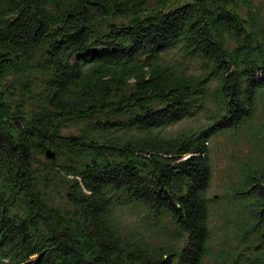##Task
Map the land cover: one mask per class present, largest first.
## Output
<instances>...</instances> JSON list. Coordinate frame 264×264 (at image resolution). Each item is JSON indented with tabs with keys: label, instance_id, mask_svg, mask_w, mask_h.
<instances>
[{
	"label": "trees",
	"instance_id": "16d2710c",
	"mask_svg": "<svg viewBox=\"0 0 264 264\" xmlns=\"http://www.w3.org/2000/svg\"><path fill=\"white\" fill-rule=\"evenodd\" d=\"M244 4L0 0V264H264V26ZM227 132L250 151L217 227L207 145Z\"/></svg>",
	"mask_w": 264,
	"mask_h": 264
},
{
	"label": "rangeland",
	"instance_id": "374dc122",
	"mask_svg": "<svg viewBox=\"0 0 264 264\" xmlns=\"http://www.w3.org/2000/svg\"><path fill=\"white\" fill-rule=\"evenodd\" d=\"M241 16L246 17L250 11L254 17L258 20L259 24L264 26V0H247V5L241 6L239 9ZM163 58L168 60H180V56L177 51H171L163 56ZM173 60V61H174ZM187 63V62H186ZM188 71L197 74L199 71V66L195 63L187 64ZM215 85L211 84L209 90L212 91ZM208 109L213 108V104L208 102L206 104ZM207 124L206 121V111L201 112L200 115L193 119H187L178 123L174 126L164 129L163 135L173 137L177 132L182 129H197L203 127ZM77 131L76 127H71L64 130L65 134H75ZM237 138L230 135L227 132L224 135H215L208 141V154L209 160L211 162L212 180L210 187L207 191V197L211 201L209 205V215L211 217L212 226H217L223 224V217L225 212H228L227 206V191L236 180V175L238 172V167L240 162L245 158L246 154L250 151V146L247 144L239 142L238 145ZM123 223L131 224L135 221L134 216H128L127 213L122 217ZM141 231V229L139 230Z\"/></svg>",
	"mask_w": 264,
	"mask_h": 264
}]
</instances>
